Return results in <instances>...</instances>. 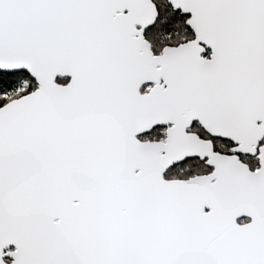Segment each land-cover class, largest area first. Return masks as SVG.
<instances>
[{
    "label": "snow or ice",
    "instance_id": "obj_1",
    "mask_svg": "<svg viewBox=\"0 0 264 264\" xmlns=\"http://www.w3.org/2000/svg\"><path fill=\"white\" fill-rule=\"evenodd\" d=\"M0 264H264V0H0Z\"/></svg>",
    "mask_w": 264,
    "mask_h": 264
}]
</instances>
